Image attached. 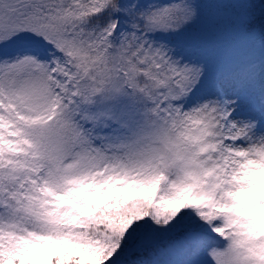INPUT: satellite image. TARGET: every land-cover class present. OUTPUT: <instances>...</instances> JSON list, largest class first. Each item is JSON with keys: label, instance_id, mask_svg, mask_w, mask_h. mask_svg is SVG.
Here are the masks:
<instances>
[{"label": "snow or ice", "instance_id": "snow-or-ice-1", "mask_svg": "<svg viewBox=\"0 0 264 264\" xmlns=\"http://www.w3.org/2000/svg\"><path fill=\"white\" fill-rule=\"evenodd\" d=\"M0 264H264V0H0Z\"/></svg>", "mask_w": 264, "mask_h": 264}]
</instances>
